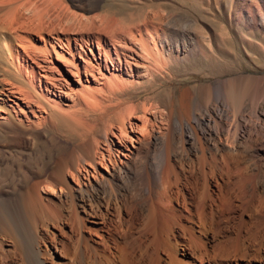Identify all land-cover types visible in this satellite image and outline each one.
I'll list each match as a JSON object with an SVG mask.
<instances>
[{"label":"bare ground","instance_id":"1","mask_svg":"<svg viewBox=\"0 0 264 264\" xmlns=\"http://www.w3.org/2000/svg\"><path fill=\"white\" fill-rule=\"evenodd\" d=\"M72 1L77 4L75 9L65 8L67 11L55 18L49 16L57 26L48 31L56 35L50 40L40 32L46 31L43 21L54 9V1L25 0L17 4L18 0H0V71L9 80V87L0 90V145L10 144L17 126L22 128L25 123L32 127L51 125L53 130L77 141L69 154L64 152L46 174L29 178L26 188L15 189L14 193L0 189V264H255L247 257L249 250L264 264V198L258 195L257 188H251L253 193L240 203L241 211L233 215L232 207L236 208L231 203L233 195L240 198L245 194L239 183L235 191L228 190L233 174L246 173L235 167L244 154L239 149L243 131L264 139V118L259 115L256 102H252L249 124L257 126H244L243 122L247 99L242 87L258 85L262 79L234 77L220 81V85L201 86L199 107L207 117L209 135L200 132L202 119L192 111L191 89L179 100L180 127L172 125L175 110L171 108L166 133L150 122L149 115L159 109L158 105L112 106L111 111L105 110L100 117L108 122L101 136L107 143V154L95 137L96 126L84 123L80 118L83 113L76 109L64 110L50 96L57 92L59 98L67 97L65 88L71 75L81 86L73 89L75 100L89 102V107L97 106V93L107 89L114 94L126 86V80L118 79L116 73H123L126 66L129 72L136 67L142 70V77L153 79L169 74L172 62L185 60L197 52L216 59L217 41L220 39L226 45L227 38H231L227 27L214 29L202 41V31L195 36L174 29L175 15L168 16L160 10L147 11L144 17L126 23L116 16L98 14L103 0ZM218 1L208 0L207 6ZM20 9L33 12L40 21L41 42L36 43L32 30L21 37L8 31V27L14 29L12 26L18 24ZM95 43L99 52L93 48ZM252 45L249 48L264 54V42ZM216 69L211 72L221 74ZM94 83L99 87L92 88ZM4 96L11 103L6 104ZM34 104L38 111L32 110ZM24 108L32 111L26 112ZM113 125L119 133L113 134L117 141L112 142L109 133ZM187 129L199 146L197 153H201L200 168L192 170L180 169L174 160L177 134L184 137ZM154 133L163 136L157 138L160 142L157 145L164 149L159 158L155 159V154L151 158V143L144 153L128 150V135L130 141L136 138L146 144ZM36 136L28 135L32 139H37ZM180 148L189 152L185 142ZM233 158L237 164L231 165ZM99 165L111 176L98 181L99 188L86 187L80 177L86 180L95 177ZM2 174L0 168V177ZM258 176L264 187L263 169ZM70 177L79 182V189L73 187ZM122 178L127 180L126 185L118 183ZM58 188L70 195L69 214L64 212V201L51 197ZM100 189L107 190L105 200L97 196ZM124 189L136 191V195L127 198ZM112 213L115 221L110 218ZM89 216L97 219L90 224ZM236 223L248 232L246 242L231 239L240 231L232 228ZM54 250L61 253V259H55ZM246 258V262L241 260Z\"/></svg>","mask_w":264,"mask_h":264},{"label":"rangeland","instance_id":"2","mask_svg":"<svg viewBox=\"0 0 264 264\" xmlns=\"http://www.w3.org/2000/svg\"><path fill=\"white\" fill-rule=\"evenodd\" d=\"M52 1H54L55 4V6L53 7L54 9L50 12L48 18L43 21V26L45 27L44 30L46 31L40 32V21H37L35 17L36 15L33 12H25V10L23 9H20V13L17 19L18 24L16 23L14 26H12L14 27V29L8 27L11 30L10 31L8 29V31L11 32L13 36L15 35L16 37H21L29 34V32L26 31L32 30L34 31L33 36L36 40V43L41 42V38L39 35H41L42 33V35H44L46 39L54 40V37H56V35H52V33L48 31H52V29L55 30L54 27L57 26H54L52 24L53 20H49V16L55 18L63 10L67 11L65 8L72 10L75 9L77 4H75L72 0ZM219 1L217 4L212 6L210 5L209 7L207 6L208 0H103L100 3V9L97 11V13L101 15L109 14L110 16H116L126 23H131L132 19L134 18L136 19L138 17H144L147 11L160 10L165 14L167 13L166 15L168 16L175 15L172 21L174 29H180L181 31L185 30L195 36L200 31H202L203 33L201 32L202 34H200V39L202 41H205L204 37H206L211 31H213L214 29L219 30L221 26L227 27L229 36H231V38H227V43L225 42L226 45H224L220 41V39L217 41V49L219 55L216 57V59H213L211 56L205 57L201 52H197L196 54L185 60L172 62L169 65V70H167L169 74L164 73L163 76L159 75L158 77L153 79L142 77V70L136 67H133V70L129 72L126 66L123 73L116 72L118 74V79L121 80V78H123L124 80H126V86L124 85L125 87L122 88L121 92L117 91V93L114 94H111V92L107 89H103L102 92L97 93V95H95L96 99L98 100L97 102L99 103V105L97 106L89 107L91 103L88 102L87 104L86 101L78 102V100H75V98L73 97V89H81V86L77 83V81L75 82V78H73V76L71 77V75L70 80L68 81L69 83L67 82L68 85L65 88L66 92L69 93L68 96L64 99H61L59 98L60 96L57 95V92L56 95L50 94V96L53 98V100L55 99V101L59 102L64 110H67L69 112L72 109H76L80 113H83L80 115V118L82 121L84 120V123L96 126L95 137L97 140H99V142L101 141L100 148L106 154L108 153V146L101 136L108 122L107 120L100 118L105 110L108 109L109 112L111 111L110 108L112 106H117L121 103L124 104V108L132 105H134L132 107L140 108L142 107L143 103L158 105L159 109L149 115L150 122L152 123L153 121L154 125L161 126L163 128V133H166V130H164V128L165 124L169 121L168 115L171 108H174L175 110L172 125L176 128L180 127V114L178 108L180 103L179 100L183 93L187 92L188 89H191L192 96L190 99V105L192 111L193 113L198 114L202 119L201 127H199L200 132L201 134L206 133L207 135H209L211 133V129L207 127V117L204 110L199 107V103H201V99L199 97L201 86L207 84L220 85V81H224L234 77H252L256 79H262L260 80L258 85L249 84L242 87V89H245L246 91L245 99H247L244 100V104H246L243 112L244 126H249L252 124L253 127H256L257 124H249V117L253 108L252 102L254 101L260 108L258 110L259 115L261 114V118H264V54H260V52L254 51L251 47L249 48V46H251L252 44L261 45L264 42V0H247L246 4H244L242 0ZM18 2L19 3L17 4H22V2H25V0H18ZM17 6L13 8H18ZM211 7H213V11ZM47 8L48 7H46V9ZM39 32L41 34H39ZM60 36L62 38L65 37L64 34H60ZM175 36L176 35H174L173 37L175 38ZM244 40L245 42H243ZM14 43L18 44L16 41H14ZM93 48L94 50L99 52L96 43L95 45H93ZM222 49L224 51H222ZM227 68L228 70H226ZM215 69H220L221 74H213L211 70ZM0 73L1 90L2 88L9 87V80H7L5 75L3 77L2 71H0ZM84 78L86 79L87 77L84 76ZM49 86L51 87V85ZM98 87L99 86H97L96 83L92 85V88ZM254 92L256 94H254ZM4 99L6 101V104L11 103L8 97L4 96ZM35 105L36 104H34V106ZM34 106H32V110L38 111L39 108L37 106ZM227 108L228 110H230L229 107ZM24 110H26V112L32 111L31 109L27 108H24ZM161 115L165 117H163L164 121L162 123V120H160ZM115 123L116 122H114V124ZM184 123L187 124L186 122ZM194 123L196 122L194 121ZM24 125L25 126H23L22 128L18 127L19 125L17 126V129L14 131L15 133L11 135L12 137L10 138V144L7 143L5 145H0V168L1 170H3V174L0 177V189L5 190V192L14 193L15 189L17 191V189L19 188H26L28 186L27 180L29 178L37 179L42 177L44 174H46L47 170L56 163V161L61 155H63L64 152V154H69V150L74 148L77 143L74 138H68L64 136V134L58 133V130H53L51 128V125L49 126L45 124L43 125L44 127L41 126L43 128L36 126L32 127L28 123H25ZM113 127V130L109 133L112 142L115 140L117 141L113 134L119 133V129H117L115 125H113ZM46 132L48 133V135ZM243 132L244 133L242 134V137L245 143L242 141L239 149L241 151H244V154H242V157L239 158V161L241 162L238 165H235V167H241V169H244L246 173L244 172L245 174L242 173L241 175H238L237 173H235L237 175L233 174V180H230L231 182L228 186V190L235 191L237 186H239L240 184L242 187L241 191H243L242 194L245 195H240V198H236L233 195L234 199L231 203L233 205H236V208L232 207L231 213H234L233 215H237V212L241 211V208L238 206H240V203L242 201H246L249 196H251V194L253 193L251 188H257L258 195L264 198V187L259 183L262 178L258 176L259 170H264V139L263 137L258 136L256 133H253L254 135H252L250 133H247L245 130ZM32 133L37 135V139L28 137V135ZM161 136L162 134L154 133V136L151 139L152 142L148 141V143L146 144H141L137 142L136 138H134L133 141H130L131 137L128 135V141L126 145L128 146V150L131 152L144 153L145 149L151 143L153 145V148L150 150L152 154L151 158H153L155 154V159H157L164 151L162 145H157L160 144V142L157 141V138L159 137L158 139H162L163 136L162 138H160ZM182 142H185L189 152H182V148H180ZM176 146L177 149L174 155V160L180 169L185 168V170H187L188 168V170H192V168L197 169L200 166L198 159L201 156V153H197L199 146L195 143L189 129H187L184 137H181L179 133L177 134ZM157 152L158 155H156ZM122 158L123 160H125L124 157ZM229 163L237 164L236 159L234 160V158L231 159ZM89 169L93 173V169ZM94 175L95 177L91 176L88 180L80 177V182H84L86 184V187L87 185L94 186L96 189V187L99 188L98 183L100 181L107 178L108 176H111V174L106 171L101 165L98 166L97 173H94ZM239 176L242 181L239 180ZM248 177H251V180ZM125 181L127 180H124L122 178V180H118V183L121 182L120 185H126L124 183ZM234 181L236 183L235 186ZM70 182L76 190L79 189L80 186L77 180L70 177ZM242 184L244 186H242ZM129 190L130 189H124V194L127 198H132L136 195V191ZM105 192H107V190L104 191V189H100L99 194H97V196H100V198H98L105 200V197H107V193ZM77 195L79 196L80 193L78 192ZM51 197L56 201H64L63 203L66 204L64 212L65 214H69V205L71 202V198L67 190L61 191V188H58L56 189V191H54L53 194H51ZM89 218L90 224L92 220L97 219L94 216H89ZM110 218L111 220L114 218L113 221H115V213H112ZM127 219L130 220V218ZM128 224L129 226H131V223H127V225ZM233 226L234 227L232 228H237V230L240 231L234 233L231 239L239 240V242H246L249 237V234H247L248 232L245 231L246 229L243 228L240 223H236V225L234 224ZM47 230H51L50 233L53 232V229L48 228ZM87 236L89 235L86 234V237ZM254 248L255 247H252L251 249L253 250ZM54 254L55 259L59 260L62 258L60 252L54 250ZM246 254L248 255L247 257L249 259L252 258L254 260L255 264H261L259 260L255 259L252 256L251 250L247 251ZM241 260L246 262L247 258Z\"/></svg>","mask_w":264,"mask_h":264}]
</instances>
